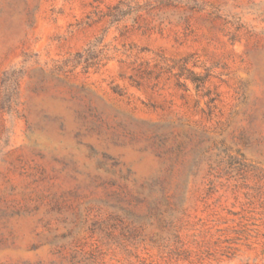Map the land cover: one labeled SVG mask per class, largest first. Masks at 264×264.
<instances>
[{
	"label": "rangeland",
	"instance_id": "rangeland-1",
	"mask_svg": "<svg viewBox=\"0 0 264 264\" xmlns=\"http://www.w3.org/2000/svg\"><path fill=\"white\" fill-rule=\"evenodd\" d=\"M0 264H264V0H0Z\"/></svg>",
	"mask_w": 264,
	"mask_h": 264
}]
</instances>
